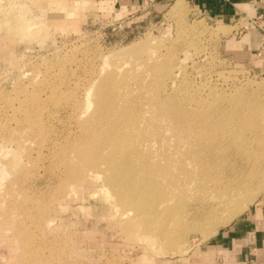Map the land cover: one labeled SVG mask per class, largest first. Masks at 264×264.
I'll return each mask as SVG.
<instances>
[{
  "label": "rangeland",
  "instance_id": "1",
  "mask_svg": "<svg viewBox=\"0 0 264 264\" xmlns=\"http://www.w3.org/2000/svg\"><path fill=\"white\" fill-rule=\"evenodd\" d=\"M74 1L78 2L76 6ZM85 1L0 0V264H191L200 257L204 245L217 231L226 228L264 198V162L260 164V172L244 174L246 187L241 186L237 197L240 200L248 198L247 203L226 223H220L215 233L207 236L199 230H186L178 248L160 252L157 250L159 242L153 237L154 227L139 228L124 209L115 210L103 187V178L99 177L101 173H97L96 168L90 172L84 164L86 157L81 150L86 148L85 143L89 144L100 134L107 119L111 122L110 115L103 117L99 111L95 112L94 96L90 97L91 107H86L85 94L93 90L101 77L108 75L106 79L112 86L109 87L116 89L115 93L122 100L118 104H129L133 110L138 108L139 114L134 110L136 117L144 119L138 126L147 130V134L139 142L141 148L148 147L147 152L158 155L161 150H167L173 154L176 145L169 147L166 142L170 137V142L177 140L178 128H200L203 123L212 124L219 118L229 126L232 123V128L241 123L251 124L247 140L255 149L254 156L258 157L262 153L259 147L264 144V136H259V132L264 131V115H261L264 68L258 66L264 67V62L258 60L261 56L249 53L238 41L249 32L251 23L246 16H239L232 22L210 18L186 0H183L182 9L171 11L174 0H170L159 14L145 19L141 27L128 26L99 12L93 3L98 0ZM51 3L52 6H48ZM70 7L73 14L69 12ZM28 22L42 26L37 24L36 31H32L35 27L24 31L21 27ZM18 30H21L19 34ZM143 40L149 49L144 47V52L142 49L136 55L148 59L139 60L134 53L120 58L109 57ZM142 63L146 66L142 67L148 69L143 70L145 74L140 68ZM116 71L120 74L123 71V75L125 72L126 77ZM137 72H140L138 81ZM115 75L119 76L117 80ZM156 81L159 88H156ZM125 84L131 87L129 91ZM142 89L148 97L142 94ZM142 95L147 101L145 104ZM152 95L156 102L160 98L164 102L154 103ZM250 104L257 106L250 107ZM163 114L166 120L159 119ZM85 125L90 127L86 129ZM204 196L210 199L203 200L202 203H208L202 206L197 205L203 198L197 200L200 197L193 194L186 198L184 208L188 209V214L216 210L215 199L212 202L211 195ZM225 211L224 206H218L214 213L222 216ZM188 214L182 218L191 217ZM167 225L170 228L172 223Z\"/></svg>",
  "mask_w": 264,
  "mask_h": 264
},
{
  "label": "bare ground",
  "instance_id": "2",
  "mask_svg": "<svg viewBox=\"0 0 264 264\" xmlns=\"http://www.w3.org/2000/svg\"><path fill=\"white\" fill-rule=\"evenodd\" d=\"M52 2L57 3L58 0H52ZM184 4L185 3L182 0H176L170 6V10L175 11V12L179 11L180 9L183 8ZM48 6H52V3L48 4ZM59 7L63 8V6H59ZM20 14L23 15L24 13L21 12ZM28 17H26V18H28ZM37 24L41 25V23H36V22H33V23L30 22L29 23L28 22V24H25V26H22L21 28L23 30L25 29L24 31H26L27 29L30 30V28L35 27V25H37ZM38 28L41 29L40 27H38ZM20 31L21 30H18L17 34H19ZM32 31H36V27H35V30H32ZM144 47H146V50L149 49V47L147 46L146 40L145 41L143 40V41L138 42V43H133V45L130 47L126 46L125 48H122L120 51L113 52L112 54L109 55V57L110 58L112 57V59L117 58V57L120 58L119 56L134 53L135 56H137L136 58H138V55H136V54L140 53V51L142 49H143V51H141V52H144ZM147 47H148V49H147ZM141 55L146 56L143 53ZM149 55H151V54H149ZM139 56H140V54H139ZM109 57H106V59ZM141 58H147V57L142 56ZM149 60H151V59H149ZM104 62H105V60H104ZM147 62H148V60H146V63ZM156 62L157 61L155 60V63ZM143 63L140 66L141 69L144 67ZM151 63H152V61H151ZM152 64H150L151 67H152ZM137 65L139 66L140 64H137ZM145 65H149V64H145ZM157 66H158V62H157L156 67ZM144 68L142 69V72H143V70H148V69H144ZM138 70H139V68H138ZM128 71H130V70H128ZM128 71H126V72H128ZM155 72L153 71V73H155ZM160 72L161 71H159V73ZM107 73L110 74L109 72H106V74ZM116 73H117V71H116ZM121 74L123 75V71ZM121 74H120V76H121ZM152 74H150V76ZM156 74L154 75V78H155ZM130 75H128V76H130ZM138 75L140 76V72L137 74L136 78L138 77ZM143 75H142V78H143ZM105 76H107V77H101V80L99 79V81L97 82L98 84H95L96 86H94V88H92L93 90H89L86 92V94H85L86 102L85 103H86V107L88 108L91 105V100H92L90 97L94 96V99L92 100V102L93 101L96 102L94 105L95 112L99 111V113L103 117H106V116L109 117V115H110L109 118H111V122H108V119H107V121L105 123H103V124H105V127L103 130H101L100 134L99 135L96 134L97 136L94 137L93 140L90 139L92 141L89 144L86 145V143H85L86 148L83 147L81 151H83L85 153L86 158L84 159V164L87 165L89 167V169H91L90 172L93 171L92 170L93 168H96V169H98L97 173H101L99 175V177L101 176L103 178V181H102L103 187H106V190L108 191V196L110 195V198L112 199V205L115 208V210H118L119 208L124 209L126 211V214H129L130 216H132V218L134 219V223L136 222V225L139 228H146V226L152 225L154 227L152 229L154 231L153 237H156V239L159 242L160 246L157 247V250L160 252H164L166 250L178 248L179 244L181 245L180 242L182 239V235L186 230L187 231L190 229L191 230L192 229L199 230L202 235L204 234L207 236L215 233L217 231V227L220 223H222V222L226 223L244 205V203L245 204L247 203L246 200L248 198H243L242 200H240V198L237 197L240 193L241 188H242L241 186L244 185L246 187V184H245L246 179L242 178L244 176V174L250 172V175H252V173L255 174L256 172H258V171L260 172L262 170V169L260 170L259 167H260V164L262 162H264V144H263V147H259L262 153L259 154L258 157L254 156L255 149L253 146H251V143H249L247 140L248 137H250L249 127L251 126V124L244 125L241 123L239 125V127L235 128V126H234L232 128V126H233L232 123L229 126L228 124H224L222 122L223 119L218 118L217 120L215 119L217 122H214L215 121L214 120L213 121L214 123H212V124H209L206 122H205V124L201 123L202 125H200V128L197 127L196 125H194L196 127L191 126L185 130L182 128H178L176 131L177 133H176V137H175L177 140L175 142H170V140H172V138L171 137L169 138V136H168V138L170 140H168L169 142L168 141L166 142V143H168L169 147L172 144L176 145L177 149H175V150L168 148V150H173V152H172L173 154H171V151L169 154V151L166 152L167 150L166 151L161 150L162 148H160V150L162 152L161 151L159 153L156 152V153H158V155L155 154L154 152L150 153V152L146 151L148 147L146 148V146H145L146 150L144 148H141L142 143L139 142L140 140L143 139V136L147 134V130L144 131L138 126V122H140L142 120L144 121V119L141 120V119L137 118L138 116L136 117V114H139L138 108L134 109V110H137V112H138L135 114L132 106H130L129 104L124 105V106H122L123 104L119 105L118 102H120L122 100L117 95V93H115L116 89L113 90V88L109 87L111 85H109V83L106 79L109 76L108 75H105ZM117 76L115 75L114 79L117 80L118 79V78H116ZM123 76H125V72H124ZM123 76H121V77H123ZM157 76H158V74H157ZM159 76L161 77L162 75H159ZM130 77H128L127 79H129ZM162 78H163V76H162ZM122 79H124V78H122ZM127 79H126V81H127ZM116 80L114 82H116ZM138 80H139V78H137V81ZM150 80H152V79H150ZM144 81H146V79H144ZM159 81H161V80H159ZM110 83H111V81H110ZM122 83H124V81ZM156 83H157V85H156V88H157L159 85H158L157 81H156ZM118 84H117V86H118ZM120 84H121V82H120ZM137 84H138V82H137ZM149 84H151V83H149ZM148 85H145V86H148ZM126 86H129V85H126ZM46 87H48V86H46ZM120 87H117V89ZM139 87L142 88L143 86L141 87L139 85ZM149 87H150V85H149ZM129 88H131V87L129 86L127 91L130 90ZM144 88H146V87H144ZM146 90L148 92L150 91L148 89H146ZM120 91H122V90H120ZM139 91H135V92L138 93ZM142 92H143V89H142ZM151 92L153 93V91H151ZM93 93H94V95H93ZM119 93H121V92H119ZM144 93L145 92H143L142 94H144ZM123 94H124V92H123ZM146 95H145V97H148ZM154 96H155V94H154ZM143 97L144 96L142 95V98ZM145 97L143 98L144 101L142 99L144 104L147 102V101L145 102ZM155 97L153 98L154 103L156 102ZM133 98H134V96L132 97V99ZM149 98H150V96H149ZM177 98H176V100H177ZM153 99H151V101H153ZM161 99L162 98H160V101L156 102V104L157 103L159 104L160 102L162 104L163 100H161ZM181 99H183V98H181ZM139 100H141V99H137L136 101H139ZM184 102H186V100ZM187 102H189V101H187ZM154 103H153V106H156V105H154ZM177 103H179V102H177ZM161 104H159V105H161ZM188 106H190V105H188ZM191 106H193V105H191ZM202 106H203V104H202ZM206 106H204V107H206ZM255 106H257V105L250 104V107H255ZM147 107H149V106H147ZM157 107H159V106H157ZM183 107H184V105H183ZM198 107H199V109L202 108V107L200 108V106H198ZM139 109H140V107H139ZM159 109H157V110H159ZM191 109H192V107H191ZM195 109L196 108L194 107L192 110L195 111ZM144 110L146 111L147 109L145 108ZM152 110H153V108H152ZM152 110H150V112H154ZM174 110L178 111V108L174 109ZM109 111H112V112L109 113ZM145 111H143V112H145ZM148 111H149V108H148ZM161 111H162V113H164L163 110H161ZM193 111L190 110V112H193ZM95 112H94V114H95ZM160 113L161 112H159V114ZM193 113H195V112H193ZM196 113H197V111H196ZM205 113H203V114H205ZM207 113H208V110H207ZM164 114H166V113H164ZM164 114L161 115L159 117V119H161V117H162V119H164L165 118V117L163 118V116H165ZM190 114H192V113H190ZM203 114H200V115H203ZM261 115H264V109H261ZM150 116H152V115H150ZM195 116H196V114H195ZM207 116H209V114H207ZM86 117H87V115L85 116V118ZM97 117H98V114H97ZM103 117L101 118L102 120H103ZM202 117H200V118H202ZM222 117H224V116H222ZM231 117L233 118V116H231ZM136 118L139 121H137ZM140 118H142V116H140ZM147 118H148V115H147ZM155 118H153V120H155ZM197 118H199V117H197ZM206 118L209 120L208 117H206ZM262 118H264V117H262ZM98 119H100V118H98ZM145 119H146V115H145ZM196 119H195V121H196ZM165 120H166V118H165ZM143 121H142V123H143ZM151 121H152V119H151ZM198 121H200V120H198ZM209 121L211 123V120H209ZM87 122H88V120H87ZM90 122L91 121L89 119V123ZM100 122H102V121L100 120ZM92 123H95V121ZM151 123H153V122H151ZM156 123H158V122H156ZM83 124L84 123H82V126H83ZM103 124H101V126ZM115 124H118V125H115ZM139 125H141V124H139ZM224 125H225V127H224ZM91 126H92V124H91ZM149 126L151 127V125H149ZM89 127L90 126H88V128ZM94 127H96V129H97V126H94ZM98 127H99V125H98ZM153 127L154 126H152V128ZM181 127H182V124H181ZM88 128L86 126V129H88ZM100 128H102V127H100ZM144 128L147 129L148 127L147 128L144 127ZM98 129L96 131H98ZM156 129H157V127H156ZM156 129L155 130L151 129V131L154 130V132H156ZM96 131H94V132L96 133ZM151 131H149V132H151ZM87 132H90V131H87ZM154 132H153V134H154ZM95 133H93L94 136H95ZM236 133H238V135H235ZM11 134H13V133H11ZM88 134H86V135H88ZM149 135H152V134H149ZM172 135H173V133H172ZM172 135H170V136H172ZM259 136H264V131L259 132ZM163 137L165 138V136H163ZM163 137L161 136V138H163ZM75 140H78V139H75ZM145 140H148V142H150V140L147 138H145ZM239 140L241 143L237 142ZM244 140H246L245 144L243 143ZM141 142H143V141H141ZM148 142H146L147 146L149 144ZM162 142H160V143H162ZM152 143L154 145V141H152ZM82 144H83V142H82ZM143 144L146 145L144 142H143ZM149 145L151 146V144H149ZM160 145H163V144H160ZM164 145H165V143H164ZM80 146H81V144H79V147ZM83 146H84V144H83ZM150 146H149V148H152ZM65 147H66V145H65ZM152 149H154V148H152ZM158 149H159V147H158ZM153 151H155V150H153ZM188 168H190V170H188ZM81 174H82V171H81L80 175ZM97 177H98V175H97ZM68 183H69V181H68ZM201 193H203V195ZM192 194L200 197V198H197V200L198 199L201 200L203 198L197 206H199V205L202 206L203 204L207 205L208 202L202 203V201L205 199H207V201H208V198L210 197L209 195H211V199H212L211 201L213 202V199H215L214 204L216 205L217 208H218V206H224L226 208L225 213L222 214V216H219L220 215L219 213H218L219 215L217 213L215 214L214 212H216L217 208H216V210H214V212H212V210H211L212 205H211V207L208 206L209 210H211V213L208 212L209 214L208 213L206 214L205 212L199 213V212L194 211V213H192V214L189 213L190 214L189 215L188 214L189 211L187 212L188 209H185L184 207L186 204V198H189V197L191 198ZM206 194L209 196L208 198L206 196H204ZM3 197H4V195H3ZM203 202H205V201H203ZM124 210H123V213H124ZM222 211H223V209H222ZM187 214L191 217H189L187 219L182 218L183 215L186 217ZM168 223H172V226L170 228L167 225ZM142 232H143V230H142ZM155 232L158 234H155ZM149 240H151L153 242L151 237H149ZM151 245H153V243H151ZM180 249H181V247H180Z\"/></svg>",
  "mask_w": 264,
  "mask_h": 264
},
{
  "label": "crops",
  "instance_id": "3",
  "mask_svg": "<svg viewBox=\"0 0 264 264\" xmlns=\"http://www.w3.org/2000/svg\"><path fill=\"white\" fill-rule=\"evenodd\" d=\"M81 1L86 3L85 0ZM169 1L98 0L92 2L95 8L108 19L128 26L141 27L145 19L150 20L159 14ZM186 1L206 16L223 22H232L244 16L254 18L255 24H252L249 32L244 33L238 41L248 49L249 53L256 52L258 56H261L258 60L264 62V0ZM75 4L77 5L78 2L74 1L73 5L76 6ZM72 10L69 11L71 14H73ZM191 264H264V198L249 211L235 218L226 228L217 231L204 245L200 257L192 260Z\"/></svg>",
  "mask_w": 264,
  "mask_h": 264
},
{
  "label": "built area",
  "instance_id": "4",
  "mask_svg": "<svg viewBox=\"0 0 264 264\" xmlns=\"http://www.w3.org/2000/svg\"><path fill=\"white\" fill-rule=\"evenodd\" d=\"M247 20L250 21L251 25L255 24V21L253 18L247 17ZM250 23H248V24H250Z\"/></svg>",
  "mask_w": 264,
  "mask_h": 264
}]
</instances>
